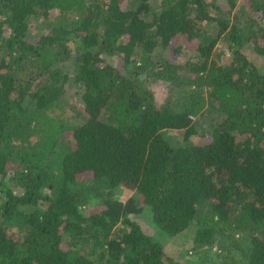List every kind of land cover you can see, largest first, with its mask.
Wrapping results in <instances>:
<instances>
[{"label":"trees","instance_id":"16d2710c","mask_svg":"<svg viewBox=\"0 0 264 264\" xmlns=\"http://www.w3.org/2000/svg\"><path fill=\"white\" fill-rule=\"evenodd\" d=\"M123 1L0 0V264H180L131 219L146 207L166 235L195 224L203 262L264 264V71L242 52L264 60V0ZM179 37L182 64L163 56ZM147 78L168 83L163 103Z\"/></svg>","mask_w":264,"mask_h":264},{"label":"rangeland","instance_id":"374dc122","mask_svg":"<svg viewBox=\"0 0 264 264\" xmlns=\"http://www.w3.org/2000/svg\"><path fill=\"white\" fill-rule=\"evenodd\" d=\"M125 4L129 7L134 6L133 0H124ZM123 1V3H124ZM160 0H150V9L153 11H156L159 9L158 4ZM219 2L223 5L224 8H228L227 0H219ZM242 0H235V9L239 6H241ZM57 14L52 13L50 17H48L45 20L37 21L35 22L37 26H39V30L46 28L49 25V22L55 18ZM175 45H181V51L176 55L173 56L171 52V48H167L165 51H163V56L165 58H168L172 61H175L177 63H183L186 59L193 58L194 50L190 49L187 44L183 41L182 37H179L178 40L174 43ZM242 52L245 53L251 60L254 61L256 65H258L259 69L264 71V60L258 56L255 55V53L252 51L251 46L249 44H246L242 47ZM214 57L216 59L220 60L221 63H229L231 60V56L227 48L223 43H219L214 52ZM109 62L113 65H115L119 69H123L122 62L119 58H109ZM69 64V63H68ZM67 65V62H66ZM71 74V70L68 71ZM147 84L151 89H153L156 99L163 103L167 97H168V89L166 88L168 86L167 82L163 81H157L153 78H147ZM64 98L66 100V111L61 115V117L68 121V122H74L78 119H83V103L82 100L77 94L78 88L74 85L70 84V82L66 83L64 86ZM207 126V124L199 120L196 124V128L198 131L202 129V127ZM204 133H196L195 135H192L190 140L193 142H198L203 138ZM163 136L165 138H168L171 142L174 143H180V140L182 138V131L181 130H165L163 132ZM89 186L97 187L98 190L97 193H101L105 196H110L116 199H119L123 202H125L127 199L136 198L135 190H129L125 187H117L113 189H106L99 185L96 181H90L88 180ZM90 201L87 205L85 210L93 208L97 202ZM131 219L136 221L144 232L147 234L152 235L154 238H156L165 248L167 253L171 255L172 257L176 258L180 264H214L212 261H204L200 258L202 255H213V249L210 251H206L205 248H198L197 250L193 248V237H194V229L196 228L195 224H191L189 230L177 235V236H169L166 235L165 232L161 231L153 222L152 214L149 208H144L137 214L130 215ZM11 231L17 232L18 229L15 226H12L10 228ZM19 234V233H18ZM21 235V234H19ZM219 240L221 242H225L227 240L224 236H217L216 237V245L219 244Z\"/></svg>","mask_w":264,"mask_h":264}]
</instances>
